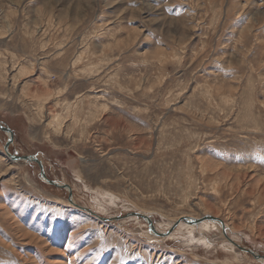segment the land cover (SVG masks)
Here are the masks:
<instances>
[{
  "label": "rangeland",
  "instance_id": "obj_1",
  "mask_svg": "<svg viewBox=\"0 0 264 264\" xmlns=\"http://www.w3.org/2000/svg\"><path fill=\"white\" fill-rule=\"evenodd\" d=\"M0 127V264H263L264 0H0Z\"/></svg>",
  "mask_w": 264,
  "mask_h": 264
},
{
  "label": "water",
  "instance_id": "obj_2",
  "mask_svg": "<svg viewBox=\"0 0 264 264\" xmlns=\"http://www.w3.org/2000/svg\"><path fill=\"white\" fill-rule=\"evenodd\" d=\"M4 132H6L8 135L7 136H9L10 138H9V141H10V139H11V136H12V134H11V131H9L8 129H5V128H1ZM7 144L8 143H6V146H5V149H6V147H7ZM6 151V150H5ZM10 159H12V160H14V161H23V162H31V161H35L34 159L35 158H33V157H13V156H11L8 152H7V154H6ZM39 164V163H38ZM40 165V164H39ZM40 176H41V179L46 183V184H49V185H52V186H55L56 188H60V189H67L68 191H69V189L67 188V187H65V186H61V185H58V184H56L55 182H52V181H47L46 179H45V175H44V173L43 172H40ZM70 192V191H69ZM91 214V213H90ZM92 215V214H91ZM137 217V218H140V219H142V220H144L145 222H147V224L148 223H150L149 222V220L147 219V217H145V216H142V215H140V214H137V213H129V214H127L125 217L126 218H128V217ZM99 220H101V221H103V222H108V223H110V222H113L111 219H101V218H98ZM117 219H121V218H117ZM125 219V218H124ZM205 219L206 220H209V221H215L214 219H212V218H210V217H205ZM217 220V219H216ZM219 223H220V221L219 220H217ZM199 222H201V221H199V220H193V219H187V218H181V219H179V221L178 222H176V223H174L173 224V226H172V228L168 231V232H166V233H163V234H155V233H153V235H155V237H167V236H169L170 235V233L172 232V230L173 229H176L177 228V226L180 224V223H185V224H188V225H191V226H195L196 224H198ZM148 230H149V232H153V227L151 226V225H148ZM263 264H264V262H263Z\"/></svg>",
  "mask_w": 264,
  "mask_h": 264
},
{
  "label": "bare ground",
  "instance_id": "obj_3",
  "mask_svg": "<svg viewBox=\"0 0 264 264\" xmlns=\"http://www.w3.org/2000/svg\"><path fill=\"white\" fill-rule=\"evenodd\" d=\"M247 101V100H246ZM119 122V121H118ZM116 125V124H115ZM116 126H118V125H116ZM115 128V127H114ZM117 129V128H116ZM116 131V130H115ZM115 142V141H114ZM127 146V145H126ZM15 162V161H14ZM236 184H237V182H236ZM258 187V186H257ZM232 190V189H231ZM252 191V190H251ZM257 191V190H256ZM96 195V194H95ZM97 197V196H96ZM210 209V208H209ZM208 209V210H209ZM214 209V208H213ZM213 211V210H212ZM221 211V210H220ZM214 212V211H213ZM218 213V212H217ZM134 217V216H133ZM209 217V216H208ZM210 218H212V217H210ZM148 219V218H147ZM187 219H189V218H187ZM212 219H214L215 221H211V222H217V224H219L221 227H222V224H221V222L219 223L215 218H212ZM149 220V219H148ZM195 220V219H194ZM199 221H201V222H199L198 224H196V225H199V224H204V222L205 221H209V220H206L205 219V217L203 218V219H200ZM149 222H150V220H149ZM209 224V223H208ZM148 225H151V223H148ZM169 225V224H168ZM170 226V225H169ZM193 228V227H192ZM213 228V227H212ZM163 230V229H162ZM151 235V234H150ZM103 243V242H102Z\"/></svg>",
  "mask_w": 264,
  "mask_h": 264
},
{
  "label": "flooded vegetation",
  "instance_id": "obj_4",
  "mask_svg": "<svg viewBox=\"0 0 264 264\" xmlns=\"http://www.w3.org/2000/svg\"><path fill=\"white\" fill-rule=\"evenodd\" d=\"M7 129H8V128H7ZM0 130H2L1 127H0ZM2 134H6V133H3V132L1 133V131H0V141H1V139H2ZM11 134H13V132H11ZM5 136H6V135H5ZM5 143H7V142L5 141Z\"/></svg>",
  "mask_w": 264,
  "mask_h": 264
}]
</instances>
